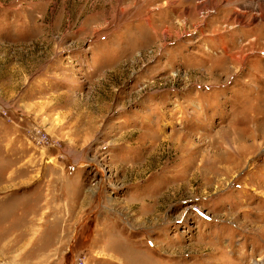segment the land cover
<instances>
[{
    "label": "rangeland",
    "instance_id": "1",
    "mask_svg": "<svg viewBox=\"0 0 264 264\" xmlns=\"http://www.w3.org/2000/svg\"><path fill=\"white\" fill-rule=\"evenodd\" d=\"M233 3L0 0V264H264V0Z\"/></svg>",
    "mask_w": 264,
    "mask_h": 264
},
{
    "label": "bare ground",
    "instance_id": "2",
    "mask_svg": "<svg viewBox=\"0 0 264 264\" xmlns=\"http://www.w3.org/2000/svg\"><path fill=\"white\" fill-rule=\"evenodd\" d=\"M233 1L234 0H222V2H224L226 5H228V6H233V7H235V3H233ZM245 1H247V0H245ZM215 2H216V0H204V3H207L209 6H214V4H215ZM200 3H202V2H200ZM242 3V2H241ZM258 3V2H257ZM257 3H255V4H250L249 3V5H244L241 9H247V10H249V11H252V12H254V13H256V10H258L257 8H258V4ZM198 6H201V4H198ZM236 8V7H235ZM235 13L237 12L236 10L234 11ZM237 15H238V13H236ZM243 15V13H241V15L239 16L238 15V17H237V19L238 18H240L241 19V16ZM239 20V19H238ZM232 147V146H231ZM233 148V147H232ZM4 244H7V245H10L9 247H11V244L9 243V242H5ZM7 245H5V246H7ZM3 246V245H2Z\"/></svg>",
    "mask_w": 264,
    "mask_h": 264
},
{
    "label": "built area",
    "instance_id": "3",
    "mask_svg": "<svg viewBox=\"0 0 264 264\" xmlns=\"http://www.w3.org/2000/svg\"><path fill=\"white\" fill-rule=\"evenodd\" d=\"M78 264V263H77Z\"/></svg>",
    "mask_w": 264,
    "mask_h": 264
}]
</instances>
